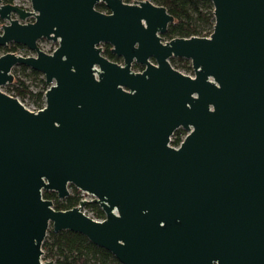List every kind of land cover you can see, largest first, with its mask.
<instances>
[{"label":"water","instance_id":"obj_1","mask_svg":"<svg viewBox=\"0 0 264 264\" xmlns=\"http://www.w3.org/2000/svg\"><path fill=\"white\" fill-rule=\"evenodd\" d=\"M210 1L208 36L164 40L173 16L150 0H0V46L35 53L0 55V264H54L49 226L122 264H264V0ZM19 64L47 84L36 111L2 90ZM70 184L90 198L42 196Z\"/></svg>","mask_w":264,"mask_h":264},{"label":"trees","instance_id":"obj_2","mask_svg":"<svg viewBox=\"0 0 264 264\" xmlns=\"http://www.w3.org/2000/svg\"><path fill=\"white\" fill-rule=\"evenodd\" d=\"M16 0H2L3 3H14ZM125 2H133L135 0H124ZM151 2L162 5L167 12L173 16V21L169 23L167 31L162 35L164 40L173 37H190V36H208L214 24L213 5L210 0H150ZM100 11H107L106 6L100 2L96 5ZM3 21L0 19V26ZM0 49L7 51H17L22 49L25 52L28 49L17 43H10L6 46H0ZM102 53L110 60L120 62L121 58L116 56L110 50V45L102 44ZM169 61L176 69H183L192 72L190 61L181 57H170ZM135 67H141L134 64ZM13 79L2 88L9 91L13 96L20 100L29 96L35 102V108H41L44 103V91L47 84L42 74L30 67L19 64L12 69ZM33 76L39 81L40 86L35 90L30 89L25 82V77ZM40 76V77H39ZM183 129L177 128L172 136L171 143L178 145ZM70 193L62 198H57L53 191L43 190L42 196L52 201V207L56 210L68 209L78 204L82 198L81 191L69 185ZM86 211H90V215L95 218H103L104 214L101 208L95 203H87L84 206ZM42 258L53 260L54 264H122L117 258L103 247L92 243L85 235L69 229L58 232L53 231L49 226L47 233L43 239Z\"/></svg>","mask_w":264,"mask_h":264},{"label":"rangeland","instance_id":"obj_3","mask_svg":"<svg viewBox=\"0 0 264 264\" xmlns=\"http://www.w3.org/2000/svg\"><path fill=\"white\" fill-rule=\"evenodd\" d=\"M15 4H17V5H19L20 7H26V5L28 4V0H16L15 2H14ZM102 12H108V10L107 11H102ZM38 45H39V47L43 50V51H45V52H52V50L56 47V42H53V41H51V40H47V39H40V40H38ZM102 46V45H101ZM6 51L4 50V49H0V55L1 54H3V53H5ZM13 52H15V53H17V54H21V55H34L35 53L34 52H32V51H30V50H28L27 52H25L24 50H22V49H18L17 51H13ZM152 61V60H151ZM154 62V61H153ZM119 63H122V60L119 62ZM143 67L144 66H142V67H135L134 66V64H132L131 65V68H132V70H134V71H141L142 69H143ZM179 71H181V72H183V73H185V74H187V75H193V71L192 72H189V71H185V70H183V69H178ZM43 76V75H42ZM40 77V76H39ZM25 79V82H26V84H28L29 85V88L30 89H33V90H35L36 88H37V86H40V84H39V81L38 80H36L35 78H33V76H30V77H25L24 78ZM2 90L3 91H5L6 93H8V94H11L9 91H7V90H5V89H3L2 88ZM12 95V94H11ZM19 99V98H18ZM20 100V99H19ZM21 101V103L26 107V108H28L29 110H32V111H35V107H36V104H35V102L32 100V98L31 97H29V96H27V97H25V98H23L22 100H20ZM43 105H44V103H43ZM184 131V133L182 134V137H181V140L183 139V137L185 136V133H186V131L185 130H183ZM173 139V136L171 135V140ZM180 140V141H181ZM170 144L171 145H173L172 143H171V141H170ZM173 146H177V145H173ZM68 190H69V193H70V191H71V188L70 187H68ZM84 196L82 195V198H83ZM87 198H90L89 196H86ZM87 213L88 214H90V211H87Z\"/></svg>","mask_w":264,"mask_h":264},{"label":"built area","instance_id":"obj_4","mask_svg":"<svg viewBox=\"0 0 264 264\" xmlns=\"http://www.w3.org/2000/svg\"><path fill=\"white\" fill-rule=\"evenodd\" d=\"M25 8H27V9H29L30 8V2H29V0H28V4L26 5V7ZM39 108H35V111L36 110H38ZM81 194L84 196L83 198H87L86 196H89V195H87V194H85L84 192H82L81 191ZM90 197V196H89ZM83 210V212L85 213V214H87L88 216H90V217H92L90 214H88L87 213V211L83 208L82 209ZM93 219H96V220H101L102 218H95V217H92Z\"/></svg>","mask_w":264,"mask_h":264},{"label":"flooded vegetation","instance_id":"obj_5","mask_svg":"<svg viewBox=\"0 0 264 264\" xmlns=\"http://www.w3.org/2000/svg\"><path fill=\"white\" fill-rule=\"evenodd\" d=\"M124 1V0H123ZM152 60V59H151ZM153 61V60H152ZM133 64H138V63H133ZM138 65H140L141 67L143 66V65H141V64H138ZM182 129V128H181ZM184 130V129H183Z\"/></svg>","mask_w":264,"mask_h":264}]
</instances>
